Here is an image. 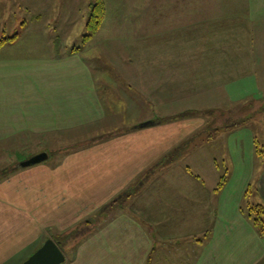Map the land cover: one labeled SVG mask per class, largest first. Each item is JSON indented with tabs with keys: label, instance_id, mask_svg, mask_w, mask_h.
Here are the masks:
<instances>
[{
	"label": "crops",
	"instance_id": "obj_1",
	"mask_svg": "<svg viewBox=\"0 0 264 264\" xmlns=\"http://www.w3.org/2000/svg\"><path fill=\"white\" fill-rule=\"evenodd\" d=\"M102 1L108 8L112 1L121 0ZM144 1L151 2V10L145 15L153 18L151 23L145 20V33L133 34L143 26V22L136 26V10L142 0H131L133 9L127 20L117 17V23L122 18L129 23L124 29L130 34L124 36L139 44L138 52L132 43L125 49L124 63H119L120 70L114 74L129 84L128 88L121 84L125 90L116 92L129 124L123 131H115L118 136L113 139L93 144V138L68 155L52 157L58 159L55 163L60 168L74 160L77 167L91 174L86 183L74 186L69 181L74 171L56 169L51 173L45 163L50 155L35 166L36 170L24 171L23 176L43 179L32 181L35 187L27 189L26 197L14 188L9 191L13 179L8 173L2 176L0 264H21L46 239L53 238L49 229L54 225L52 213L62 214L67 199L80 196L89 201L93 197V210L108 198L114 197L116 202L127 184L176 147L189 149L192 136L206 130L211 136L222 133V129L238 134L242 125L253 124L247 128L250 137L245 147L242 139L233 149L244 155L247 148L253 166H259L258 170L252 167L257 174L256 204L264 206V146L254 137L259 124L264 131V112L241 114L245 103H264V0ZM152 35L154 63L149 64L145 59ZM81 50L72 48L57 58L0 61V145L9 141V135H55L96 126L108 114L119 120L115 101L96 91V81ZM114 75L106 78L111 80ZM244 118L249 119L244 122ZM228 119H232L229 124ZM149 121L153 124L142 126ZM148 137L157 145L156 154L142 158ZM42 145L36 143L29 154L40 147L49 150ZM4 148L0 146L1 151L7 150ZM177 160L161 165L170 166ZM192 177L170 176L153 192L147 188L152 180L140 179L131 191L134 195L122 193L139 200L132 210H120L101 226L91 227L64 264H264V236L245 214L243 180L231 190V176L225 179L221 192H212L201 176ZM177 182L187 184L183 191L174 189ZM85 184H91V191ZM101 187L106 191L101 192ZM216 197L218 202L213 205ZM104 213H99V219ZM58 220L56 229L62 231L67 225Z\"/></svg>",
	"mask_w": 264,
	"mask_h": 264
},
{
	"label": "rangeland",
	"instance_id": "obj_2",
	"mask_svg": "<svg viewBox=\"0 0 264 264\" xmlns=\"http://www.w3.org/2000/svg\"><path fill=\"white\" fill-rule=\"evenodd\" d=\"M97 1L98 0H0V40L18 35V39L12 42L8 41L3 45L4 47L2 46L3 48L0 49V61L10 59H37L38 57L57 58L65 56L67 53L71 52L72 48H82L80 55L83 57V61H85L90 67V73L96 81V91L102 97L110 95L108 97L109 100L115 101L114 104L118 106L117 110L120 111L118 121L116 119L114 120V118H110V115L108 114L103 120L98 121L96 124L97 127L91 125L80 130L67 129V131H62L60 140L56 138L55 135L51 134L36 136H25L24 134L9 135L7 136L9 141L0 145L5 147L4 149H7L4 151L0 150V171H2L3 168H8L7 166H9L11 161H13L12 163H15V158L10 154L13 153L12 151L20 150V152H27V150L31 149V147L37 143L41 145L43 144L44 148H58L68 145L70 149L68 148L67 152L71 153L72 150L87 146L86 144L91 142L93 138H95L93 144L102 143L106 140L115 138L118 136L114 135L115 131H123L129 124L121 111L122 104H119L120 99L116 97L118 96L116 94L118 89L121 91L125 90L121 84L127 88L129 87V84H125L126 81L122 83V80H119V74H114L120 70L119 63H124L121 58L125 57V49H128V47L131 46V43L133 44L132 48L135 49V52H138L139 44H134L132 39L124 36L125 34H130L129 31L125 33L124 27L128 26L129 23L128 21H123V18L127 20L130 15L129 11L133 9L130 7L131 0H121L118 2L112 1L107 8L108 13L106 12L105 21L102 23L103 27L101 26L102 28H100L93 37L85 41V36L89 33L87 29L89 13L92 6L96 4ZM141 4L136 10V12L139 13L138 24H136V26L139 27L141 22H143V26L138 29V32H133L134 35L136 33H141V31L142 33H145L143 28L146 26L145 20L149 22L153 21L151 16L145 15L146 12L148 13L151 10L149 5L151 2L149 1L148 3V1L145 2L142 0ZM124 12L128 14H124ZM34 14H41L43 16L37 17V15L34 16ZM118 16L123 17L120 24L117 23ZM116 24H118L119 28L114 30L112 26H115ZM149 34H153V32H149ZM117 35H119V37L114 38ZM150 37L151 38L147 43L149 55L145 61L152 64L154 63L155 45L154 36L152 35ZM151 45L152 47H150ZM104 75L105 77H103ZM108 75L114 76H111L110 80L109 78H106ZM123 103H125L124 100ZM262 104L260 106L259 103H245L241 114L244 116H256L262 114ZM114 121H117L116 125L110 126L109 123ZM218 121L220 122L221 120L218 118ZM231 121L232 119H228V124L231 123ZM242 126L243 127L239 128L242 129V131L238 130V134L225 132V130L222 129V133H214L212 136L209 135L211 134L210 130H206L205 132L202 131L201 133L192 136L194 137L193 142L188 144L190 148L181 152L177 162L170 164V166L157 165L154 172L150 175L148 174V176L151 177L147 176V170L144 171L139 178L127 184L125 189H123V192L128 191L130 193L138 187L140 181L148 178H150L149 180H152V182L147 184V188L149 192H153L158 189L160 185L164 184L162 183L163 180H166L170 176L193 179L192 175L201 176L205 181V185L208 188H211L212 192H221L219 185L223 180L222 178L225 177V179H228L233 176V181L231 180L232 182L230 183L229 189L236 190V185L239 186L241 184L240 180H243L242 185L246 188L245 196H243L242 201H244L243 207L245 208V214L249 217L248 206L256 204V202L259 203L256 195L255 177L257 174L253 171V169L258 170L259 166L256 164H254L255 167L253 166V157H251L247 148L244 150V155L233 149L235 144H241L242 139L244 140L243 142H245L244 147L246 143H248L250 135L248 134L247 128H252L253 124H244ZM217 130L212 129V131ZM254 137L264 146V131L261 124H259L257 132L255 131ZM35 139L36 141H33ZM90 139L91 141H88ZM150 139L151 137H148L147 142L143 143L147 144V152L144 153L145 148H143L142 158H144L145 154L151 156L156 152L157 145L151 142L152 140L150 141ZM72 142L75 143L74 146ZM183 146L186 147L185 145ZM8 150L12 151L8 152ZM65 151L66 150H64V152ZM236 153L238 155H236ZM80 160H82V158H80ZM56 161L58 162V159L51 157V159L47 160L45 163L49 165L48 169L52 170L51 173L56 169L74 171L75 176H70L69 179L70 182H74V186L91 180L88 177L91 174H87L82 171L81 168L77 167L74 160L70 159V162L66 164L67 167L64 166V168H60V165L57 166L55 163ZM82 162L87 163V161L83 160ZM51 165H54L55 167H52ZM35 166H37V164L28 167H21L18 164L15 168L16 170L14 169L13 171L11 170V172H6L13 179V183H9L11 185L8 187V190L13 192L15 189L18 193L19 191H22L26 197L27 189L29 187H35L33 186L32 181L35 180V178H41L39 176H23V173L27 170H36L34 169ZM85 170L89 171L91 168H86ZM43 176L44 175L41 177ZM77 177L80 178L77 180ZM1 178L2 176H0V179ZM175 180L177 181L178 179ZM3 181H5V178L0 180V182ZM68 185L71 186L69 183ZM174 185L176 191H183L184 189L182 187L187 186L186 183L179 182L174 183ZM102 187L104 188V185ZM102 187L100 191H106ZM85 189L91 191V184H85ZM87 191L83 194H86ZM122 193H119L118 196L120 198L116 202H114L116 199H112L114 197L108 198L104 205L95 208L94 210L91 208L94 203L92 201L93 197H91L89 201H86V198H84L85 200L81 199L80 196V201H78L79 197H71L67 199V205L63 206L62 214L56 212L52 213V221L54 222V225L49 229L52 230L51 235H53V237L58 234L63 235L72 229L86 230L84 235L80 236V238L72 239L64 247L63 251L68 260L74 253L75 245L79 242V239L83 238L91 227L101 226V224L106 222L110 216L117 214L120 210H132L135 202L139 201L136 197L132 199H130L129 196L125 197L129 195L128 193H126L127 195L125 194L122 196ZM132 193L133 192H131V194ZM5 194L10 195L8 193ZM82 200L84 206L81 204ZM212 201L213 205H216L218 202L217 197ZM160 203H162V201H160ZM103 212L105 213L102 215L101 219H99V213L101 214ZM81 218H83V220H81ZM58 219H60L62 224L67 225L62 231H57L58 228L56 229V224L58 223L55 224V222L59 221Z\"/></svg>",
	"mask_w": 264,
	"mask_h": 264
},
{
	"label": "trees",
	"instance_id": "obj_3",
	"mask_svg": "<svg viewBox=\"0 0 264 264\" xmlns=\"http://www.w3.org/2000/svg\"><path fill=\"white\" fill-rule=\"evenodd\" d=\"M106 11H107V8L105 6V3L102 0H98L97 3L92 6L90 14H89V20L87 23V29H88L89 33L85 36V41L90 39L91 37H93V35L96 34V32H98V30L101 28L102 23H103L105 16H106ZM16 39H17V35H15L11 38H8V39L4 38V39L0 40V47H2L8 41L12 42ZM261 111L264 112V105L261 107ZM247 119H249V118H245L244 122ZM55 137L60 140L61 134H55ZM72 143L74 146L75 143L74 142H72ZM49 147H51V146H49ZM41 148L42 147L38 148L39 150H36L35 152H32L30 154H29V150H27V152L26 151L20 152V150L19 151H12V150L9 151L8 150V152H11V151L13 152L10 154L15 158V161H14L15 163H12L13 161H11L9 166H7L8 168H3L2 171H0V176L7 174L6 172L11 171L12 169L14 170L18 164H20L25 159L31 158V156H35L39 153L49 151L48 154L50 155V157H55V156L60 157L61 155L63 156V155L68 153L67 149L69 147H68V145H66L64 147H58V148H55V147L52 148L51 147V148H49V150H45V151L41 150ZM183 149H184L183 146L176 147L173 151H171L168 155H166L161 161H159L158 164H155L151 168H149V170L147 172V176H148V174L150 175L154 172L157 165H161L163 162L164 163H170V162L177 160L179 158V155L183 151ZM257 149H259L258 144H257ZM64 150H66V151L64 152ZM73 151L74 150H72V152ZM148 177H150V176H148ZM222 179L223 180L221 181L219 188H222L224 186L225 177ZM248 209H249V218H251L253 224L259 230V233L264 236V206L260 205V204H251L248 206ZM85 231H86L85 229H82V230L81 229H72L63 235L58 234V235L54 236L53 239L59 244V246L62 248V250H64V247L72 239H77L78 237L80 238V236L85 234Z\"/></svg>",
	"mask_w": 264,
	"mask_h": 264
},
{
	"label": "water",
	"instance_id": "obj_4",
	"mask_svg": "<svg viewBox=\"0 0 264 264\" xmlns=\"http://www.w3.org/2000/svg\"><path fill=\"white\" fill-rule=\"evenodd\" d=\"M153 122H146L142 126L152 125ZM48 152H42L31 158L24 160L20 163L21 167H28L41 163L42 161L48 159ZM67 257L65 252L59 246V244L53 239L48 238L43 243V245L38 248L32 255H30L21 264H64Z\"/></svg>",
	"mask_w": 264,
	"mask_h": 264
}]
</instances>
